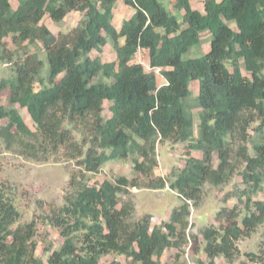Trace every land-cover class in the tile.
I'll return each mask as SVG.
<instances>
[{
    "label": "trees",
    "instance_id": "trees-1",
    "mask_svg": "<svg viewBox=\"0 0 264 264\" xmlns=\"http://www.w3.org/2000/svg\"><path fill=\"white\" fill-rule=\"evenodd\" d=\"M116 1L16 0L13 8L0 0V63L11 67L0 78L10 105H0V140L23 157L74 165L61 203L23 223L12 191L0 182V264H100L114 254L125 264H161L166 250L180 257L189 244L204 254L199 264L216 257L232 263L237 242L264 223V199L255 198L264 188V0H204L202 12L191 0H122L134 11L118 29ZM73 11L82 16L65 32L41 23L45 15L59 22ZM205 32L208 50L182 58ZM35 42L41 57L29 50ZM106 44L112 60L91 56ZM138 49L148 52L149 70L134 61ZM155 69L164 84L157 85ZM191 81L198 83L194 96ZM14 104L27 110L33 130ZM162 142L186 148L184 165L165 176L154 174ZM126 157L135 176L88 184L87 174ZM234 174L243 187L223 202H236L217 209L216 224L190 232L204 185H223ZM165 187L179 199L166 219L152 225L149 213L132 218L134 204L123 195ZM38 224L62 237L44 248L45 259L36 254ZM244 255L264 264L263 247Z\"/></svg>",
    "mask_w": 264,
    "mask_h": 264
},
{
    "label": "rangeland",
    "instance_id": "rangeland-1",
    "mask_svg": "<svg viewBox=\"0 0 264 264\" xmlns=\"http://www.w3.org/2000/svg\"><path fill=\"white\" fill-rule=\"evenodd\" d=\"M204 0H191V6L194 9L203 11ZM11 6H17L16 0H10ZM133 9L125 5L122 0H117L113 9L112 23L119 28L122 20L127 19L133 13ZM82 14L80 12H70L61 21L53 22L48 15H45L41 23H43L52 33L65 32L75 26ZM231 26H233L231 24ZM8 47L13 49L10 37L5 38ZM31 52L42 56V46L39 42L28 45ZM209 48L208 33H201V42L198 45H193L187 52L182 55V58L200 56ZM99 55L101 60L109 61L115 57L114 51L109 44L102 47L101 52H91V56ZM134 61L140 63L144 69L149 70L148 52L143 49H138ZM11 70L10 65L0 63V78L7 76ZM156 74L157 85L165 83V79L159 74ZM38 88V84L35 85ZM35 87V88H36ZM192 95H196L198 89L197 81L190 82ZM8 90L0 93V105L10 107L8 100ZM108 102H104V115L108 116ZM24 123L34 129V123L24 107L14 104ZM186 148L183 143L162 142L156 146L157 167L154 169L155 175L165 176L172 168H179L184 165ZM194 157H199L200 153L192 151ZM74 168L72 163L64 161L54 162L53 160H36L34 158L23 157L14 151L6 149L4 143L0 140V182L8 186L14 196V203L20 212L19 223L30 221L38 218L47 209L49 203L60 204L62 195L67 187L69 172ZM123 175L128 178L135 176L132 172L131 157H126L118 160H110L104 163L102 168L96 174H87L88 184H98L104 179H114L116 176ZM241 177L234 174L233 178L220 186H212L205 184L203 187L202 199L197 208H191L190 213V232H196L199 227L205 224H216L214 219L215 212L221 205L232 206L236 199L227 198L223 202L226 193L232 192L237 188H242ZM122 198H130L134 204L132 218L136 219L144 213L151 214V224H157L161 220L166 219L171 208L179 203V199L175 191L168 187L164 189H147V188H131L128 194ZM255 198L264 199V188L259 191ZM36 254L43 259L47 253L44 248L51 243L52 247L58 246L62 242V237L57 230L52 227L38 224ZM239 254L236 260L232 263L226 262L222 257H216L214 264H255L247 257L245 252H258L260 247L264 248V223L259 225L257 229L249 236L242 238L237 242ZM173 249L166 250L161 258V264H199L197 260L205 263V256L202 252L195 253L190 244L185 246L184 252L180 257L175 255ZM116 262L125 264L123 257L118 255H107L101 259L100 264H108Z\"/></svg>",
    "mask_w": 264,
    "mask_h": 264
},
{
    "label": "built area",
    "instance_id": "built-area-1",
    "mask_svg": "<svg viewBox=\"0 0 264 264\" xmlns=\"http://www.w3.org/2000/svg\"><path fill=\"white\" fill-rule=\"evenodd\" d=\"M154 71H155V73H156V72L159 73V69H155Z\"/></svg>",
    "mask_w": 264,
    "mask_h": 264
},
{
    "label": "clouds",
    "instance_id": "clouds-1",
    "mask_svg": "<svg viewBox=\"0 0 264 264\" xmlns=\"http://www.w3.org/2000/svg\"><path fill=\"white\" fill-rule=\"evenodd\" d=\"M191 3V2H190ZM193 8V7H192ZM202 12V11H201ZM166 82V81H165ZM164 84V83H163ZM162 85V84H161Z\"/></svg>",
    "mask_w": 264,
    "mask_h": 264
},
{
    "label": "crops",
    "instance_id": "crops-1",
    "mask_svg": "<svg viewBox=\"0 0 264 264\" xmlns=\"http://www.w3.org/2000/svg\"><path fill=\"white\" fill-rule=\"evenodd\" d=\"M192 3V2H191ZM192 5V4H191ZM200 11V10H199Z\"/></svg>",
    "mask_w": 264,
    "mask_h": 264
}]
</instances>
